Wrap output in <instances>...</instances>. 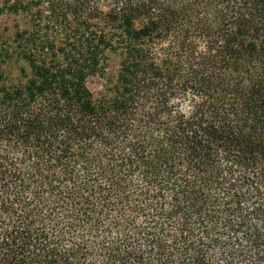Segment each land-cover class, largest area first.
I'll return each instance as SVG.
<instances>
[{"label": "trees", "instance_id": "obj_1", "mask_svg": "<svg viewBox=\"0 0 264 264\" xmlns=\"http://www.w3.org/2000/svg\"><path fill=\"white\" fill-rule=\"evenodd\" d=\"M0 264H264V0H0Z\"/></svg>", "mask_w": 264, "mask_h": 264}, {"label": "rangeland", "instance_id": "obj_2", "mask_svg": "<svg viewBox=\"0 0 264 264\" xmlns=\"http://www.w3.org/2000/svg\"><path fill=\"white\" fill-rule=\"evenodd\" d=\"M5 27H11V22H7ZM87 87L89 88V90L91 91V93L95 96L98 95L99 91L102 90V84H101V81L100 79L97 77V78H90L88 81H87Z\"/></svg>", "mask_w": 264, "mask_h": 264}]
</instances>
